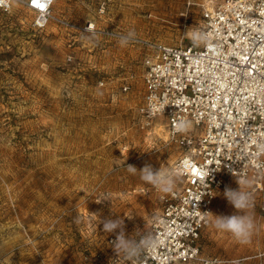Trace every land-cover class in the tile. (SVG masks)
Wrapping results in <instances>:
<instances>
[{
    "label": "rangeland",
    "instance_id": "obj_1",
    "mask_svg": "<svg viewBox=\"0 0 264 264\" xmlns=\"http://www.w3.org/2000/svg\"><path fill=\"white\" fill-rule=\"evenodd\" d=\"M220 1L56 0L52 14L77 26L90 22L186 45L185 33L201 22V5ZM34 18L17 3L0 12V264H130L115 261L108 240L118 230L105 233L100 220L123 218L128 236L149 232L164 193L130 174L127 165L172 168L182 155L168 140L165 118L145 126L139 115L143 51L104 39L94 45L54 21L38 31ZM127 73L134 75L132 87L122 93ZM238 187L226 181L213 215L237 214L223 193ZM253 193L250 242L214 228L212 215L201 258L264 264V191Z\"/></svg>",
    "mask_w": 264,
    "mask_h": 264
},
{
    "label": "built area",
    "instance_id": "obj_2",
    "mask_svg": "<svg viewBox=\"0 0 264 264\" xmlns=\"http://www.w3.org/2000/svg\"><path fill=\"white\" fill-rule=\"evenodd\" d=\"M55 2L0 0V12L21 4L35 14L32 27L38 31L54 21L82 35L88 28L102 33L104 42H118L109 37L114 32L126 34L90 22L83 26L66 22L53 16ZM104 11L100 5L99 14ZM200 19L199 26L208 35L206 44L168 45L136 37L128 45L143 51L138 112L144 125L165 118L168 140L182 151L172 166L182 178L171 193L160 196L161 212L150 225L149 232L161 243L145 257V264H221L219 258L200 256L215 199L228 179L237 182L240 172L253 181V192L264 191V154L257 156L255 143L264 140V0L203 4ZM133 78L127 73L122 79V93L131 90ZM98 86H104L102 79ZM181 121L199 130L177 131ZM260 208L264 211V205Z\"/></svg>",
    "mask_w": 264,
    "mask_h": 264
},
{
    "label": "clouds",
    "instance_id": "obj_3",
    "mask_svg": "<svg viewBox=\"0 0 264 264\" xmlns=\"http://www.w3.org/2000/svg\"><path fill=\"white\" fill-rule=\"evenodd\" d=\"M102 33L91 31L88 28L83 39L92 44H99ZM185 36L194 46L206 44L208 42V35L201 29L200 26L189 28L185 33ZM109 37L115 38L121 47H126L130 43L134 42L136 33L134 30L128 31L126 34L112 33ZM190 127V122L181 121L177 127V131L186 132ZM256 143L257 156L264 154V140H258ZM127 171L130 174L139 175V178L146 184H150L160 193H171L177 182L181 180L182 173L173 168L160 167L159 170H154L149 164H146L142 169L138 170L133 165H127ZM238 189L226 188L224 190V197L230 205L234 207L237 214L231 216H214L212 222L213 227L217 230L230 233L238 242L247 244L250 242L255 228L253 216L250 214V209L254 205V193L251 191L253 181L240 172L236 175ZM102 201H108L102 199ZM210 213V212H204ZM93 214L94 213H90ZM103 224V230L105 233H118L115 240L111 242L113 251L115 252L117 259L115 261L130 262V264H145V257L156 249L161 241L151 232H143L136 230L131 236L126 235L125 225L123 218L117 217L115 219L108 218L100 220ZM139 238H136V237ZM114 261V260H113ZM112 261H110L111 264ZM212 264V262H207Z\"/></svg>",
    "mask_w": 264,
    "mask_h": 264
}]
</instances>
